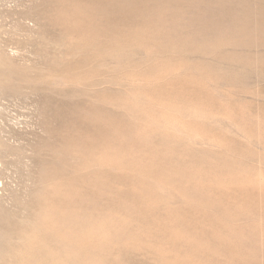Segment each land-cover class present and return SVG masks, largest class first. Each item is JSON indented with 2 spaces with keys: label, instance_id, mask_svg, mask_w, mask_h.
<instances>
[{
  "label": "rangeland",
  "instance_id": "1",
  "mask_svg": "<svg viewBox=\"0 0 264 264\" xmlns=\"http://www.w3.org/2000/svg\"><path fill=\"white\" fill-rule=\"evenodd\" d=\"M264 264V0H0V264Z\"/></svg>",
  "mask_w": 264,
  "mask_h": 264
},
{
  "label": "bare ground",
  "instance_id": "2",
  "mask_svg": "<svg viewBox=\"0 0 264 264\" xmlns=\"http://www.w3.org/2000/svg\"><path fill=\"white\" fill-rule=\"evenodd\" d=\"M12 264V263H11Z\"/></svg>",
  "mask_w": 264,
  "mask_h": 264
}]
</instances>
